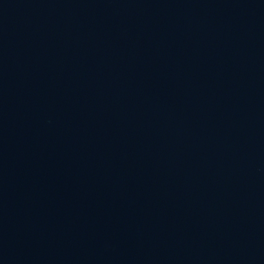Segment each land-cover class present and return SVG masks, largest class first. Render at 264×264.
<instances>
[{"label": "water", "instance_id": "obj_1", "mask_svg": "<svg viewBox=\"0 0 264 264\" xmlns=\"http://www.w3.org/2000/svg\"><path fill=\"white\" fill-rule=\"evenodd\" d=\"M0 264H264V0H0Z\"/></svg>", "mask_w": 264, "mask_h": 264}]
</instances>
